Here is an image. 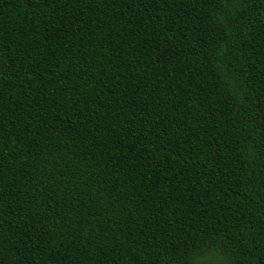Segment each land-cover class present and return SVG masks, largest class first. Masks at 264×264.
Instances as JSON below:
<instances>
[{
	"label": "trees",
	"instance_id": "trees-1",
	"mask_svg": "<svg viewBox=\"0 0 264 264\" xmlns=\"http://www.w3.org/2000/svg\"><path fill=\"white\" fill-rule=\"evenodd\" d=\"M264 264V0H0V264Z\"/></svg>",
	"mask_w": 264,
	"mask_h": 264
},
{
	"label": "rangeland",
	"instance_id": "rangeland-1",
	"mask_svg": "<svg viewBox=\"0 0 264 264\" xmlns=\"http://www.w3.org/2000/svg\"><path fill=\"white\" fill-rule=\"evenodd\" d=\"M205 264H222V261L219 257L210 256Z\"/></svg>",
	"mask_w": 264,
	"mask_h": 264
}]
</instances>
